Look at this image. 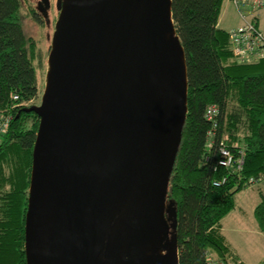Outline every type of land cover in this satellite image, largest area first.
Returning a JSON list of instances; mask_svg holds the SVG:
<instances>
[{"label": "water", "instance_id": "obj_1", "mask_svg": "<svg viewBox=\"0 0 264 264\" xmlns=\"http://www.w3.org/2000/svg\"><path fill=\"white\" fill-rule=\"evenodd\" d=\"M47 2V0H43ZM26 264H178L166 201L187 114L172 0H57Z\"/></svg>", "mask_w": 264, "mask_h": 264}, {"label": "trees", "instance_id": "obj_2", "mask_svg": "<svg viewBox=\"0 0 264 264\" xmlns=\"http://www.w3.org/2000/svg\"><path fill=\"white\" fill-rule=\"evenodd\" d=\"M223 2L172 0L188 80L187 114L166 196L175 209L178 264H206L208 251L225 260L221 219L234 208L236 192L264 184V60L239 63L232 57L229 31L218 26ZM20 5L21 0H0V114L11 118L0 138V264H26L25 212L39 124L35 112L23 111L38 95L34 62L42 59L23 30ZM209 104L218 106L212 142L213 124L204 116ZM220 139L233 151L243 150L241 171L217 165ZM223 175L227 181L214 186ZM254 216L264 230V195Z\"/></svg>", "mask_w": 264, "mask_h": 264}, {"label": "built area", "instance_id": "obj_3", "mask_svg": "<svg viewBox=\"0 0 264 264\" xmlns=\"http://www.w3.org/2000/svg\"><path fill=\"white\" fill-rule=\"evenodd\" d=\"M238 11L242 19V24L229 31L230 49L232 57L239 63H255L264 60V32L259 28L256 18V12L264 9V0H230ZM246 14L252 15L251 19ZM13 100H17L18 96L13 95ZM205 118L212 122V130L208 133L209 142L214 134L217 125L216 118L218 116V106L209 104L204 111ZM8 114H0V138L8 130L10 123ZM217 165L221 166L225 171H241L244 162L243 150L233 151L224 139H220L218 146ZM227 181L226 175L220 179L213 181L214 186H221ZM252 182L253 179L251 178ZM254 183V182H253ZM211 255V254H210ZM206 264H229L220 258H214L207 253ZM259 264H264L259 263Z\"/></svg>", "mask_w": 264, "mask_h": 264}, {"label": "crops", "instance_id": "obj_4", "mask_svg": "<svg viewBox=\"0 0 264 264\" xmlns=\"http://www.w3.org/2000/svg\"><path fill=\"white\" fill-rule=\"evenodd\" d=\"M261 195H264L263 183L242 188L234 194V208L220 221L219 230L228 249L225 261L229 264H259L264 261V230H260L254 216Z\"/></svg>", "mask_w": 264, "mask_h": 264}, {"label": "rangeland", "instance_id": "obj_5", "mask_svg": "<svg viewBox=\"0 0 264 264\" xmlns=\"http://www.w3.org/2000/svg\"><path fill=\"white\" fill-rule=\"evenodd\" d=\"M51 7L47 12V15L35 13L38 11V0H21L20 16L23 30L27 37L33 39L36 43L39 58L36 59L38 63H42L41 67L36 63L37 78L39 83V92L37 97L31 100L27 105H39L41 103V96L45 88L46 73L48 70V53L51 48L52 36L55 30V23L58 19L59 12L56 8V0H50ZM232 3V2H231ZM225 0L222 7L221 18L219 26L225 30H230L242 24V19L238 14L235 6ZM252 15L246 14L248 19H251ZM256 18L259 28L264 32V9H260L256 12ZM232 103L229 101V110ZM223 138H227V135H222ZM229 138V137H228ZM209 256L217 258L216 252L208 251ZM211 254V255H210ZM263 263V262H262Z\"/></svg>", "mask_w": 264, "mask_h": 264}, {"label": "flooded vegetation", "instance_id": "obj_6", "mask_svg": "<svg viewBox=\"0 0 264 264\" xmlns=\"http://www.w3.org/2000/svg\"><path fill=\"white\" fill-rule=\"evenodd\" d=\"M50 7H51V1L50 0H47V2H45L43 0H38V11H37V13H35V16L36 15L38 16V14L47 15V12L50 9ZM56 8H57V0H56Z\"/></svg>", "mask_w": 264, "mask_h": 264}]
</instances>
